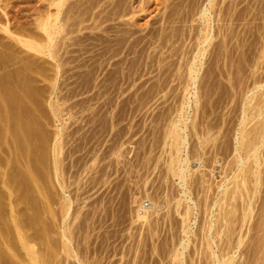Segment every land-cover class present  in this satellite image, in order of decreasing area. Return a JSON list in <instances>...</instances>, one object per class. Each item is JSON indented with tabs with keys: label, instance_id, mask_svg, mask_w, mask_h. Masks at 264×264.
I'll return each instance as SVG.
<instances>
[{
	"label": "rangeland",
	"instance_id": "1",
	"mask_svg": "<svg viewBox=\"0 0 264 264\" xmlns=\"http://www.w3.org/2000/svg\"><path fill=\"white\" fill-rule=\"evenodd\" d=\"M79 1L82 7L78 6ZM79 1L69 0L68 4L72 3V6L78 4L68 9L72 10L71 13L67 12L68 4L64 6L65 14L63 12L60 17L62 33L58 35L53 48L56 58L24 47L15 37L11 39L13 36L4 29L7 26L16 37L22 31L24 38L32 36L36 41L43 39V33L35 21L40 15L50 13L51 9L54 13L55 7L49 6L47 0L0 1V27L3 26L5 30H0V264H30L35 257L46 264H175L173 260L177 254L183 256L185 264H194L196 260L195 264H205L216 254L228 261L235 257L234 261L238 264L243 261L242 264H264V233H261L264 231V225L261 226L264 224V179L261 180L262 176L264 178V158L258 161L257 167V161L254 163L255 159L249 157L252 153L249 159L244 156L246 162L241 167H245V170L251 167L247 174L249 170L252 173L254 168H259L262 174H257L260 178L256 176L259 180L255 181L256 174L253 172V176L249 173L251 179L247 175L246 181L250 183L245 181V188L241 184L244 181L243 172H237L241 168L237 170L238 166H233L238 163L236 158L239 156H236L234 147L239 142V136H244L242 131L245 132L246 128L251 131L257 124L255 120L264 119L263 115H259L264 111V103L261 105L263 97L260 96L264 92V0H125L117 7H114L112 0H90L89 5L87 0H83L87 5ZM207 33L211 41L204 43ZM226 43L230 48L225 46ZM202 47H207V50L194 64L197 50ZM192 63L198 67H195L198 70L195 72V82L191 81L187 69ZM245 107L249 108L250 113L256 107L258 110L255 112L259 111L254 115H249L247 111L249 116L246 122L249 121V125L242 123ZM258 115L261 117L250 119ZM172 123H178L180 133H183L180 137L184 138V145L175 139L176 146L177 141L183 145L178 143V148L172 144L174 137L167 136L173 128ZM14 128L16 137L12 132ZM18 129H23L20 133H25L26 137H20ZM251 136L249 138L252 140ZM244 137V142L248 141ZM24 138L29 142L26 143ZM19 139L21 144L26 143L24 147L32 156L24 150V144L19 145ZM18 145L30 157L23 156L22 149L18 155L15 152ZM263 147L264 144H261V148L259 146V157L264 155ZM175 156L176 160L179 156L189 158V173L192 174L191 178L188 174L190 179L185 184L173 173L174 170H169ZM27 158L35 159L31 160L33 164ZM225 164L228 168H225ZM31 165L33 169L25 172ZM31 170L40 173V176L35 173L38 178H34V173L30 175ZM232 170L237 172V176L233 175ZM223 171L228 173V177ZM234 177H241L237 178L241 180V185H238L243 188L236 187L235 181L238 183V180ZM12 184L16 185V191ZM221 185L230 187L227 194ZM237 192L243 196L240 193L237 195ZM256 192V196L260 197H255ZM228 194H236L234 197L241 199H229ZM224 199H229V202ZM225 207L229 208L227 210L231 215ZM224 219L231 223L227 224ZM254 225L260 229V233ZM185 227L190 231L187 230V234L184 233ZM214 227L224 232H214ZM229 228L235 230V234L229 232L232 236L228 233ZM215 233L218 235H213ZM240 236L246 240L243 246L237 247L238 243L234 242H238ZM217 238L224 242L229 240L232 247L226 246L229 242L225 245ZM251 240L261 249L253 246ZM184 241H188V249L182 247ZM220 252H224L223 255ZM256 257L259 261L255 262ZM233 258L228 264H237Z\"/></svg>",
	"mask_w": 264,
	"mask_h": 264
},
{
	"label": "bare ground",
	"instance_id": "2",
	"mask_svg": "<svg viewBox=\"0 0 264 264\" xmlns=\"http://www.w3.org/2000/svg\"><path fill=\"white\" fill-rule=\"evenodd\" d=\"M0 1H1V0H0ZM76 1H79V0H75V2H76ZM82 1H83V0H82ZM88 1H90V0H87V4L89 3ZM91 1H92V0H91ZM91 1H90V2H91ZM94 1H95V0H94ZM94 1H93V2H94ZM108 1H109V0H108ZM68 2H69V0H47V3H50V4H51V5L49 4V6H54L56 11L54 10L55 12L52 13V9H51V12H50V13H48V14H46V15H43V14H42L43 17H42L41 15H40L39 18L36 17V18H37V21H35V22H36L35 25H36L37 28H38L40 31H42V33H43L42 35L40 34L41 37H43V39H42V38L39 39V40L42 39L41 41H39L38 39H37L38 41H36L32 36H28V37H30V38H24L23 36H21V35H22V31H21V35H18V36L16 37L14 32H11V30H10L9 28H6L7 26L4 27V29H6V31L2 28L3 26L0 27V30L3 29L2 31H5V32L10 33L11 36H13L12 38H11V37H10V38L13 39V40L16 38L15 40H16L17 42L23 44L24 47L26 46L27 48H29V49H31V50H34V51H37V52H39V53H41V54H42V53H45V54L47 53V54H49V57L52 56L53 58H56V55H55V53H54V51H53V48L56 46V43H55V42H56V39H58V38H57L58 35H60V34L62 33V24H61V23H62V20H61L60 17H61V14H62V13L64 12V10H65V9H64V8L66 7L65 4H66V3L68 4ZM71 2H72V1H71ZM85 2H86V0H85ZM96 2L100 3L99 1H96ZM112 2H113L112 4H114V7H117L118 5L120 6L122 3H124L125 0H112ZM77 3H78V2H77ZM80 3H81V2L79 1V5H78V4H77V5L82 7V5H81ZM83 3H84V1H83ZM83 3H82V4H83ZM94 3H95V2H94ZM98 3H96V4H98ZM110 3H111V1H110ZM75 4H76V3H75ZM84 4H86V3H84ZM84 4H83V5H84ZM87 4H86V5H87ZM91 4H92V3H91ZM91 4H90V5H91ZM69 5H71V6L69 7ZM77 5H74V6H77ZM88 5H89V4H88ZM92 5H93V4H92ZM64 6H65V7H64ZM67 6L69 7V8L66 7L67 10H68V9L70 10V8L74 7V6H72V3H71V4H68ZM86 7H87V6H86ZM49 8H50V7H49ZM74 8H75V7H74ZM53 9H54V8H53ZM63 9H64V10H63ZM78 9H80V8H78ZM78 9H77V10H78ZM90 9H92V8L90 7ZM69 10H68L67 12H68V13H69V12L71 13L72 10H71V11H69ZM74 10H75V9H74ZM113 10L115 11V9H112V11H113ZM117 10H118V9H117ZM117 10H116V12H117ZM65 11H66V10H65ZM40 12H41V11H40ZM83 12H84V11H83ZM205 12H206V11H205ZM41 13H42V12H41ZM78 13H79V12H78ZM201 13H202V12H201ZM64 14H65V12H64ZM73 15H74V14H73ZM204 15H205V14H204ZM68 16H69V15H68ZM63 17H64V15H63ZM66 17H67V16H66ZM66 17H65V18H66ZM202 17H203V15H202ZM207 17H208V16H207ZM69 18H70V17H69ZM69 18L67 17V19H69ZM205 18H206V17H205ZM67 19H66V20H67ZM207 19H208V18H207ZM69 20H70V19H69ZM207 21H208V20H207ZM210 21H211V20H210ZM66 23H67V22H66ZM69 23H70V22H69ZM205 23H206V22H205ZM9 24H10V23H9ZM60 24H61V25H60ZM64 24H65V23H64ZM64 24H63V25H64ZM3 25H4V24H3ZM36 26H35V28H36ZM20 27H21V26H20ZM64 27H65V26H64ZM209 27H210V25H209ZM8 29L10 30V32L8 31ZM17 29H19V28H17ZM17 31H18V30H17ZM207 31H208V29H207ZM23 32H24V31H23ZM37 32H38V31H37ZM8 33H6V34H8ZM13 33H14V35H13ZM38 34H39V32H38ZM223 34H224V33H223ZM227 34H228V33H227ZM16 35H17V34H16ZM36 35H37V33H36ZM205 35H206L207 37L203 36V37H205V39L203 38V39H204L203 42H204V43H205V42L207 43V40H209V39H208V38H209V37H208L209 35H208V33L205 34ZM224 35H226V34H224ZM228 36H229V35H228ZM228 36H227V38L229 39ZM14 37H15V38H14ZM34 37H35V36H34ZM225 37H226V36H225ZM35 38H36V37H35ZM223 38H224V37H223ZM227 38H226V39H227ZM210 39H211V38H210ZM201 40H202V39H201ZM0 41H1V40H0ZM10 41H11V40H10ZM16 41H15V42H16ZM198 41H199V40H198ZM209 41H211V40H209ZM226 41H227V40H226ZM222 42H223V40H222ZM11 43H12V42H11ZM204 43H203V44H204ZM201 44H202V43H201ZM203 44H202V45H203ZM211 44H212V43H211ZM222 44H223V43H222ZM222 44H221V45H222ZM16 45H18V43H17ZM206 45H207V44H206ZM219 45H220V44H219ZM229 45H230V44H229ZM214 46H216V45L214 44ZM225 46H227V43H226ZM219 47H220V46H219ZM219 47H217V48H219ZM227 47H228V46H227ZM213 48H214V47H213ZM220 48H221V47H220ZM223 48H224V46H223ZM228 48H230V47H228ZM54 49H55V48H54ZM202 49H203V47H202ZM202 49H198L199 51L197 50V54L195 53V54H196V57H195V60H194V64H195L196 59H197V58L199 59V57H200L201 55L204 54V52L207 50V47L204 48L203 50H202ZM214 50L216 51V49H214ZM228 50H230V49H228ZM232 50H233V49H232ZM203 51H204V52H203ZM218 51H219V50H218ZM222 51H224V50H222ZM207 52H208V51H207ZM220 52H221V51H220ZM232 52H233V51H232ZM263 52H264V50H263ZM215 53H216V52H215ZM215 53H214V54H215ZM224 53H225V52H224ZM229 53H230V52H229ZM192 54H193V53H192ZM192 54H191V55H192ZM209 54H210V52H209ZM209 54H208V56H209ZM214 54H213V55H214ZM213 55H212V58L214 59ZM217 55H218V54H217ZM220 55H221V54H220ZM262 55H263V54H262ZM193 56H194V55H193ZM203 56H204V55H203ZM222 56H223V55H222ZM210 57H211V56H210ZM231 57H232V56H231ZM259 57H260V56H259ZM263 57H264V56H263ZM263 57H262V58H263ZM190 58H191V57H190ZM212 58H211V59H212ZM218 58H219V56H218ZM227 58H228V57H227ZM247 58H249V57H247ZM198 59H197V61H198ZM213 59H212V60H213ZM228 59H229V58H228ZM260 59H261V58H260ZM190 60H191V59H190ZM208 60H209V59H208ZM230 60H232V59H230ZM247 60H248V59H247ZM227 61H228V60H226V62H227ZM253 61H254V60H253ZM206 62H207V61H206ZM210 62H211V61H210ZM243 62H244V60H243ZM261 62H262V61L260 60V63H261ZM28 63H29V62H28ZM180 63L182 64V62H180ZM198 63H199V62H198ZM229 63H230V62H229ZM253 63H254V62H253ZM253 63H252V64H253ZM257 63L259 64L258 61H257ZM29 64H30V63H29ZM188 64H189V63H188ZM194 64L192 63V64L188 65V66H190V67H188V68L186 67L187 69H189V70H188V71H189V76H190L192 82H193V81L195 82V78L197 77V76L195 77V72L198 71V70L195 68V67H197V66H195ZM196 64H197V63H196ZM209 64H210V63H209ZM213 64H214V63H213ZM227 64H228V63H227ZM227 64H226V65H227ZM238 64H239V63H238ZM241 64H242V63H241ZM241 64H240V65H241ZM250 64H251V63H250ZM258 64H257V65H258ZM31 65H32V64H31ZM228 65H229V64H228ZM228 65H227V66H228ZM231 65H232V64H231ZM242 65H243V64H242ZM23 66H24V65H23ZM180 66H181V65H180ZM21 67H22V66H21ZM24 67L26 68V65H25ZM27 67H28V66H27ZM29 67H31V66L29 65ZM58 67H59V65H58ZM223 67H224V66H223ZM231 67H232V66H231ZM237 67H239V66H237ZM237 67H235V68H237ZM242 67H243V66H242ZM261 67H263V66H261ZM180 68H181V67H180ZM197 68H198V67H197ZM226 68H227V67H226ZM233 68H234V67H233ZM233 68H232V70H233ZM245 68H246V67H245ZM245 68H244V69H245ZM259 68H260V67H259ZM222 69H223V68H222ZM230 69H231V68H230ZM179 70H180V69H179ZM210 70H211V69H210ZM220 70H221V69H220ZM226 70H227V69H226ZM226 70H225V71H226ZM235 70H236V69H235ZM240 70H242V69H240ZM252 70H253V69H252ZM256 70H257V69H255V71H256ZM263 70H264V69H263ZM211 71H213V70H211ZM223 71H224V70H223ZM223 71H222V73H223ZM243 71H245V70H243ZM208 72H209V71H208ZM231 72L233 73L234 71H231ZM240 72H241V71H240ZM253 72H254V71H253ZM209 73H210V72H209ZM222 73H221V74H222ZM244 73H245V72H244ZM263 73H264V71H263ZM197 74H198V73H197ZM206 74H207V73H205V75H206ZM210 74H212V73H210ZM225 74H226V73H225ZM246 74H247V73H246ZM251 74H252V73H251ZM259 74H260V73H259ZM212 75H214V74H212ZM230 75H231V74H230ZM239 75H240V74H239ZM189 76L187 75L188 79H189ZM215 76H216V75H215ZM228 76H229V74H228ZM231 76H233V75H231ZM234 76H235V75H234ZM237 76H238V75H237ZM257 76H258V75H257ZM261 76H262V75H261ZM178 77H179V74H178ZM202 77H203V76H202ZM208 77H209V76H208ZM210 77H211V76H210ZM244 77H245V76H244ZM244 77H242V78H244ZM247 77H248V76H247ZM57 78H58V77H57ZM181 78H183V77H181ZM214 78H215V77H214ZM228 78H229V77H228ZM231 78H232V77H231ZM179 79H180V78H179ZM210 79H211V78H209V80H210ZM235 79H236V78H235ZM237 79H238V78H237ZM237 79L235 80L236 82L238 81ZM244 79H245V78H244ZM246 79H247V78H246ZM263 79H264V78H263ZM200 80H201V79H200ZM207 80H208V79H207ZM226 80H227V79H226ZM239 80H240V78H239ZM183 81H184V80H183ZM183 81H182V82H183ZM203 81H204V80H203ZM210 81H211V80H210ZM210 81H209V82H210ZM212 81H213V80H212ZM214 81H215V80H214ZM231 81H232V80H231ZM246 81H247V80H246ZM246 81H245V82H246ZM257 81H258V80H257ZM229 82H230V81H229ZM236 82H235V83H236ZM238 82H239V81H238ZM242 82H243V79H242ZM186 83H187V82H186ZM190 83H191V82H190ZM190 83H189V84H190ZM230 83H231V82H230ZM263 83H264V82H263ZM263 83H261V84L263 85ZM189 84H187V85H189ZM191 84H192V83H191ZM193 84H194V83H193ZM200 84H201V81H200ZM209 84H210V83H209ZM239 84H240V83H239ZM261 84H260V86H261ZM205 85H206V83H205ZM207 85H208V84H207ZM231 85H232V84H231ZM236 85H237V84H236ZM242 85H243V83H242ZM51 86L53 87L54 85H51ZM192 86H193V85H192ZM210 86H211V85H210ZM213 86H214V85H213ZM234 86H235V85H234ZM244 86H245V84H244ZM257 86H258V83H257ZM185 87H186V86H185ZM239 87H241V86H239ZM246 87H247V86H246ZM261 87H262V86H261ZM186 88H187V87H186ZM204 88H205V87H204ZM223 88H224V87H223ZM254 88H255V87H254ZM258 88H259V87H258ZM52 89H53V88H52ZM206 89H207V86H206ZM209 89H211V88H209ZM212 89H213V88H212ZM241 89H242V88H241ZM241 89H240V90H241ZM197 90H199V89H197ZM200 90H201V89H200ZM238 90H239V88H238ZM243 90H244V89H243ZM187 91H188V90H187ZM190 91H191V90H190ZM201 91H202V90H201ZM229 91H230V90H229ZM231 91H232V90H231ZM241 91H242V90H241ZM188 92H189V91H188ZM195 92H196V91H195ZM197 92L199 93V91H197ZM204 92H205V91H204ZM209 92H210V91H209ZM212 92H213V90H212ZM212 92H211V93H212ZM260 92H261V91H260ZM186 93H187V92H186ZM189 93H190V92H189ZM244 93H245V92H244ZM209 94H210V93H209ZM213 94H214V93H213ZM219 94H220V93H219ZM232 94H233V93H232ZM232 94H231V97H232ZM258 94H259V93H258ZM261 94H263V95H260V96L263 97V98H262L263 102H262V100H261V102H262L261 105H263V103H264V92H262ZM196 95H197V94H196ZM200 95H201V94H200ZM243 96H244V95H243ZM258 96H259V95H258ZM197 97H198V96H197ZM199 97H200V96H199ZM201 98H203V97H201ZM209 98H210V97H209ZM240 98H241V97H240ZM247 98H248V97H247ZM247 98H246V99H247ZM257 98H258V97H257ZM222 99H223V98H222ZM241 99H243V97H242ZM196 100H197V102L199 101V99H196ZM230 100H231V99H230ZM235 100H236V99H235ZM238 100H239V99H238ZM247 100H248V99H247ZM247 100H246V101H247ZM252 100H253V99H252ZM244 101H245V100H244ZM249 101H251V100H249ZM249 101H248V103H249ZM256 101H257V99H256ZM186 102H187V101H186ZM197 102H196V105H197ZM199 102H200V101H199ZM203 102L205 103V101H203ZM219 102H220V101H219ZM221 102H222V100H221ZM233 102H234V100H233ZM261 102H258V104H260ZM201 103H202V100H201ZM201 103H200V104H201ZM216 103H217V102H216ZM238 103H239V102H238ZM200 104H199L198 106H200ZM227 104H228V103H227ZM244 104H245V106H246V103H244ZM232 105H233V104H232ZM241 105H242V104H241ZM256 105H257V104H256ZM198 106H196V107H198ZM201 106H202V105H201ZM205 106H206V105H205ZM217 106H218V105H217ZM237 106H239V105H237ZM254 106H255V105H254ZM196 107H195V109H197ZM215 107H216V106H215ZM251 107L253 108V106H251ZM260 107H261V106H258V108H260ZM241 108H242V107H241ZM241 108H240V109H241ZM245 108H246V107H245ZM247 108H248V107H247ZM247 108H246V110H243V112H244V117H243L242 123H245V122L247 121V119H248V116H249V115H254V112H255L256 110H258V108L256 107V109H253V110H255V111H254L253 113L251 112V113H252V114H251V113L247 110ZM202 109H204V108H202ZM229 109H230V107H229ZM248 109H249V108H248ZM260 109L263 110V108H260ZM260 109H259V110H260ZM198 110H199V109H198ZM235 110H236V109H235ZM253 110H252V111H253ZM182 111H183V110H182ZM196 111H197V110H196ZM196 111H195V112H196ZM203 111H204V110H203ZM247 111L249 112V115H247ZM250 111H251V109H250ZM12 112H13V111H12ZM12 112H11V113H12ZM208 112H210V111H208ZM257 112L259 113V111H257ZM237 113H239V112H237ZM255 113H256V112H255ZM258 113H256V114H258ZM181 114H182V112H181ZM207 114H208V113H207ZM256 114H255V115H256ZM184 115H185V113H184ZM199 115H200V114H199ZM204 115H205V114H204ZM234 115H235V114H234ZM237 115H238V114H237ZM259 115H263V117H264V111L260 112ZM259 115H258V116H254V117L252 116L253 118L250 117V119H251V120H253V119H257V117H261V116H259ZM12 116H13V115H12ZM21 116H22V115H21ZM9 117H10V116H9ZM15 117H16V116H15ZM201 117H202V116H201ZM201 117H200V118H201ZM231 117H232V116H231ZM233 117H234V116H233ZM204 118H205V117H204ZM209 118H210V117H209ZM227 118H228V117H227ZM235 118H236V116H235ZM237 118H238V117H237ZM237 118H236V119H237ZM206 119H207V118H206ZM206 119H205V120H206ZM213 119H214V118H213ZM213 119H212V120H213ZM13 120H14V119H13ZM16 120H18V119L16 118ZM185 120H186V119H185ZM205 120H204V121H205ZM207 120H208V119H207ZM212 120H211V121H212ZM228 120H230V118H229ZM251 120H250V121H251ZM18 121H20V120H18ZM21 121H22V120H21ZM200 121H201V120H200ZM211 121H210V122H211ZM213 121H214V120H213ZM213 121H212V122H213ZM236 121H237V120H236ZM236 121L234 120V122H236ZM259 121H260L259 118H258V121L255 120V122H257V124H256V126H255L253 129H251V131H248L247 128H246V131H247V132H246V131L244 132V130H243L244 127H243V129H241V130H243V131H242V134H243L244 136H246V138H248V141L244 142L245 140L242 139L244 136H242L241 133H240L241 137H240L239 135L235 136V137H238V136H239V138H238V139H239V142L235 145V147H234V145H233V147H234V151L236 152V156H239V157H237V158H236V157H233V158H236L237 161H238L237 165H234V164H233V166H236V167L238 166V167L236 168L237 170L239 169V167L241 168V169H239L237 172H239V171H240V173L243 172V173H241V174H243L242 179H244V181H243V180L241 181V180H240L241 177H234V178H236V179H237V178H240L239 180L237 179V180H238V183H236V181H235V184H237L236 187L238 186V188H239V186H240L241 184H242V186L245 188V185H246V184H244V183H245V181L248 179V177H249V175H250L249 173H251V171H252V170H249V173L247 174L248 169H249L250 166L248 167V169L246 168V170H245V167H243V168L241 167V166L245 165V162H246V159H245L244 156H246L248 159H249V157H251V158L253 157V159H255L254 163L257 161V162H256V164H257L256 166H257V167L259 166V162H258V161L261 160V158H264V157H263L264 155H263L262 157H261V156L259 157L260 154H258L259 146H260V148H261V144H262V145L264 144V119L262 120V117H261V121H260V122H259ZM220 122H221V121H220ZM224 122H225V121H224ZM227 122H228V121H227ZM252 122H253V121H252ZM16 123H17V122H16ZM16 123H15V124H16ZM178 123H179V122H178ZM178 123H174V124L172 123V124H173V126H172L173 128H172V129L169 128V129H170V134L167 135L169 138H170V137H174V139H172V140H174V142L172 141V142H173V143H172L173 146H176V144H175V139H177V140L183 142L182 144L184 145V138H181V137H180L183 133H182V134L180 133L181 130H180L179 128H181V127H180V125H179L180 123H179V124H178ZM201 123H202V122H201ZM242 123H241V124H242ZM246 123L248 124L249 121L246 122ZM13 124H14V123H13ZM18 124H19V123H18ZM206 124H207V123H206ZM228 124H229V123H228ZM247 124H246V125H247ZM254 124H255V123H254ZM23 125H24V124H23ZM181 125H182V124H181ZM194 125H195V123H194ZM197 125H200V124H197ZM226 125H227V124H226ZM234 125H235V124H234ZM248 125H249V124H248ZM6 126H7V125H6ZM16 126H17V125H16ZM185 126L187 127L186 124H185ZM192 126H193V125H192ZM195 126H196V125H195ZM205 126H207V125H205ZM227 126H228V125H227ZM236 126H237V125H236ZM238 126H239V125H238ZM238 126H237V127H238ZM244 126H245V124H244ZM196 127H197V126H196ZM212 127H213V123H212ZM229 127H230V126H229ZM246 127H247V126H246ZM10 128H11V127H10ZM20 128H21V127H20ZM22 128H23V127H22ZM198 128H199V127H198ZM226 128H227V127H226ZM24 129H25V127H24ZM187 129H188V128H187ZM203 129H204V127H203ZM203 129H202V130H203ZM205 129H206V128H205ZM205 129H204V132H206ZM209 129H211V128H209ZM18 130H19V131H18ZM18 130H16V133H17V131H18V133L21 134L20 137L25 136V133H24V132H23L24 135H22V133H20V131L23 130V129H18ZM199 130H200V129H199ZM199 130H198V131H199ZM210 131H212V129H211ZM210 131H208V133H209ZM224 131H225V130H223V132H224ZM229 131H230V130H229ZM229 131H228V132H229ZM232 131H233V130H232ZM12 132H14L13 134H14V136H15V128H14V131H12ZM21 132H22V131H21ZM181 132H182V131H181ZM202 132H203V131H202ZM18 133H17V134H18ZM27 133H28V132H27ZM224 133H225V132H224ZM231 133H232V132H231ZM244 133H246V134H244ZM17 134H16V135H17ZM28 134H29V133H28ZM180 134H181V135H180ZM205 134H206V133H205ZM213 134H214V133H213ZM229 134H230V133H229ZM10 135H11V134H10ZM195 135H197V134H195ZM207 135H208V134H207ZM210 135H211V134H210ZM235 135H236V134H235ZM249 135H250V136L252 135V136H251V137H252V140L249 138ZM201 136H202V135H201ZM211 136H212V135H211ZM211 136H210V137H211ZM228 136H229V135H228ZM233 136H234V135H233ZM15 137H16V136H15ZM18 137H19V136H18ZM18 137H17V138H18ZM20 137H19V138H20ZM25 137H26V136H25ZM31 137H32V136H31ZM206 137H207V136H205L204 139H205ZM230 137H231V136H230ZM230 137H229V139H230ZM13 138H14V137H13ZM17 138H16V139H17ZM22 138H23V137H22ZM29 138H30V137H29ZM215 138H216V137H215ZM219 138H220V137H219ZM225 138H226V137H225ZM244 138H245V137H244ZM16 139H15V140H16ZM20 139H21V138H20ZM20 139H19V141H20ZM24 139L26 140V138H24ZM181 139H182L183 141H182ZM198 139H199V138H198ZM202 139H203V138H202ZM249 139H250L251 141H250ZM13 140H14V139H13ZM22 140H23V139H22ZM177 140H176V141H177ZM205 140H207V139H205ZM212 140H213V139H212ZM217 140H218V138H217ZM225 140H226V139H225ZM230 140H231V139H230ZM235 140H236V139H235ZM246 140H247V139H246ZM179 141L176 142V143H177V146L180 144ZM186 141H187V140H185V142H186ZM227 141H228V140H227ZM227 141H226V143H227ZM13 142H14V141H13ZM15 142H16V141H15ZM22 142H24V140H23ZM28 142H29V141L26 140V143H28ZM170 142H171V141H170ZM205 142H206V141H205ZM215 142H216V140H215ZM220 142H221V141H220ZM228 142H230V141H228ZM248 142H249V143H248ZM26 143H23V144H24V145H23V144H21V141H20L19 145H20V146L23 145V147H24ZM178 143H179V144H178ZM15 144H17V143H15ZM29 144H30V143H29ZM172 144H171V145H172ZM174 144H175V145H174ZM182 144H180V145L183 146ZM208 144H209V143H208ZM212 144H214V143H212ZM212 144H211V145H212ZM19 145L17 146V150L19 151V153H18L17 150H16L15 152H17V154L20 155V152L22 151V153L24 154L25 151L23 152V149H22L23 147H21V149H22V150H21ZM202 145H205V143L202 144ZM225 145H227V144H225ZM229 145H230V144H229ZM8 146H9V145H8ZM11 146H12V145H11ZM11 146H10V147H11ZM15 146H16V145H15ZM173 146H172V147H173ZM177 146H176V147H177ZM185 146H186V145H185ZM198 146H200V145H198ZM29 147H31V146H29ZM172 147H171V148H172ZM179 147H180V146H179ZM216 147H217V146H216ZM11 148H13V147H11ZM18 148H19V149H18ZM26 148H27V146H26ZM32 148H33V146H32ZM32 148H31V149H32ZM177 148H178V147H177ZM177 148H176V149H177ZM180 148H181V147H180ZM180 148H179V149H180ZM201 148H203V147H201ZM211 148H213V146L210 147V149H211ZM221 148H222V147H221ZM229 148H230V147H229ZM231 148H232V147H231ZM263 148H264V147H263ZM173 149H174V148H173ZM183 149H184V147H183ZM198 149H200V148H198ZM206 149H207V148H206ZM217 149H218V148H217ZM219 149H220V147H219ZM20 150H21V151H20ZM24 150H26L25 147H24ZM29 150H30V149H29ZM177 150H178V149H177ZM177 150L175 151V153L177 152ZM189 150H190V149H189ZM202 150H204V149H202ZM224 150H225V149H224ZM224 150H223V151H224ZM227 150L230 151V149H227ZM227 150H226V151H227ZM7 151H8V150H7ZM10 151H11V150H10ZM37 151H38V150H37ZM172 151H173V150H172ZM192 151H194V150H192ZM192 151H191V152H192ZM211 151H212V150H211ZM220 151H221V150H220ZM234 151H233V152H234ZM260 151H261V150H260ZM12 152H14V151H12ZM26 152H27V150H26ZM29 152H30V151H29ZM29 152H27V153H29ZM34 152H35V151H34ZM34 152H33V153H34ZM170 152H171V151H170ZM180 152H181V151H180ZM233 152H232V155H233ZM6 153H7V152H6ZM22 153H21V154H22ZM27 153H26V155L24 154L23 156H25V157L28 156V155H31V156H32V154L29 153V154L27 155ZM31 153H32V152H31ZM171 153H173V152H171ZM178 153H179V152H177V154H178ZM195 153H196V152H195ZM200 153H201V152H200ZM208 153H209V152H208ZM210 153H211V152H210ZM215 153H217V152L215 151ZM219 153H220V152H219ZM222 153H223V152H222ZM227 153H230V152H227ZM251 153H252V154H251ZM260 153H261V152H260ZM12 154H13V153H12ZM12 154H11V156H12ZM34 154H35V153H34ZM181 154H182V153H180V155H181ZM190 154H191V153H190ZM192 154H193V153H192ZM198 154H199V153H198ZM203 154H204V153H203ZM250 154H251V156H249ZM15 155H16V154H15ZM173 155H174V154H173ZM175 155H176V154H175ZM186 155H187V154H186ZM199 155H200V154H199ZM201 155H202V154H201ZM201 155H200V156H201ZM211 155H212V154H211ZM215 155H216V154H215ZM218 155H219V154H218ZM225 155H226V154H225ZM227 155H228V154H227ZM229 155H230V154H229ZM252 155H253V156H252ZM5 156H6V155H5ZM195 156H196V155H195ZM200 156H199V157H195V158H200ZM207 156H208V155H207ZM248 156H249V157H248ZM28 157H30V156H28ZM34 157H36V156H34ZM176 157H177V156H175V160H176ZM189 157H192V155H191V156L189 155ZM213 157H214V156H213ZM222 157H223V156H222ZM230 157H231V156H230ZM230 157H229V158H230ZM9 158H10V157H9ZM23 158H24V157H23ZM178 158H179V159H178ZM178 158H177L178 160H176V163H177L176 166H175V160H172V162H171V166H170L171 168L169 167V168H170L169 170H170V171H171V170H174L173 173H174L175 175L179 176L178 178H180L181 182L183 181L182 183L185 184L186 182H188V178H189V177L191 176V174H192L191 171H190L191 173H189V168H190V167H188V166H189V165H188L189 161H187V159L189 160V158H187V159L184 158V159H183V157L180 158V156H179ZM201 158H202V157H201ZM205 158H206V157H205ZM231 158H232V157H231ZM251 158H250V159H251ZM259 158H260V159H259ZM21 159H22V157H21ZM27 159H28V158H27ZM27 159H25V160H27ZM29 159H30V161H29ZM29 159H28L27 161L31 162L32 158H29ZM39 159H40V158H39ZM170 159H172V157H171ZM173 159H174V156H173ZM206 159H208V158H206ZM224 159H225V158H224ZM236 159H235V160H236ZM248 159H247V160H248ZM7 160H8V159H7ZM18 160H19V159H18ZM23 160H24V159H23ZM33 160H35V159H33ZM33 160H32V161H33ZM204 160H205V159H204ZM208 160H209V159H208ZM211 160H212V159H211ZM221 160H222V159H221ZM8 161L10 162V160H8ZM38 161H39V160H38ZM169 161H171V160H169ZM198 161H199V160H198ZM228 161H229V159H228ZM233 161H234V160H233ZM250 161H251V160H250ZM6 162H7V161H6ZM16 162L18 163V161H16ZM29 162H28V163H29ZM206 162H207V161H206ZM217 162H218V161H217ZM252 162H253V161H252ZM4 163H5V162H4ZM13 163H15V162H13ZM25 163H26V162H25ZM31 163H32V162H31ZM37 163H38V162H37ZM208 163H209V162H208ZM211 163H212V162H211ZM213 163H214V162H213ZM218 163H219V162H218ZM232 163H234V162H232ZM243 163H244V164H243ZM23 164H24V163H23ZM29 164H30V163H29ZM32 164H33V163H32ZM202 164H203V163H202ZM202 164H201V165H202ZM204 164H205V163H204ZM214 164H215V163H214ZM219 164H220V163H219ZM226 164H227V163H226ZM226 164H225V165H226ZM242 164H243V165H242ZM249 164H250V163H249ZM252 164H253V163H252ZM260 164H261V163H260ZM14 165H15V164H14ZM21 165H22V164H21ZM25 165H26V164H25ZM38 165H39V164H38ZM169 165H170V163H169ZM205 165H206V164H205ZM210 165H211V164H210ZM210 165H209V166H210ZM225 165H224V166H225ZM227 165H228V164H227ZM227 165H226L225 168H228ZM247 165H248V164H247ZM1 166H2V164H1ZM1 166H0V167H1ZM35 166H36V165H35ZM207 166H208V165H207ZM251 166H252V165H251ZM262 166L264 167V165H262ZM12 167H13V166H12ZM23 167H24V166H23ZM32 167H34V166L31 165L30 168L28 167L29 170L27 169V170H25V172H26V171H27V172L30 171V169H31ZM204 167H205V166H204ZM204 167H203V168H204ZM246 167H247V166H246ZM4 168H5V167H4ZM4 168L2 167V169H4ZM26 168H27V166H26ZM26 168H25V169H26ZM39 168H40V167H39ZM217 168H218V167H217ZM233 168H234V167H232L231 169H233ZM250 168H251V167H250ZM6 169H7V168H6ZM11 169H12V168H11ZM17 169H19V168H17ZM20 169H22V168H20ZM32 169H33V168H32ZM209 169H210V168H209ZM212 169H213V168H212ZM223 169H224V168H223ZM254 169H255V168H254ZM254 169H253V172H254L256 175L254 176V174H252L253 172L251 173V175H253V176L255 177L254 180L256 181V180H259L258 178H260V177H258V175L261 174V173H259V171H258L259 168H258V170H257V168H256V170H254ZM260 169H261V168H260ZM9 170H10V169H9ZM9 170H8V171H9ZM14 170H15V169H14ZM35 170H36V169H35ZM227 170H228V169H226V171H227ZM241 170H242V171H241ZM5 171H6V170H5ZM31 171H32V170H31ZM33 171H34V170H33ZM33 171H32V173L30 172V175H32V174L34 173V175H32V176H33L34 178H35V176H36V178H38L37 175H36L35 173H37L38 176H40V173H38V172H36V171L33 172ZM205 171H206V170H205ZM207 171H208V170H207ZM213 171H214V170H213ZM213 171H211V172H213ZM220 171H221V170H220ZM220 171H219V173H220ZM228 171H229V170H228ZM23 172H24V170H23ZM23 172H20V173L23 175ZM25 172H24V174H26ZM223 172L225 173V171H223ZM231 172H234V171L232 170ZM237 172H234L233 175H234V176H235V175L237 176V174H235V173H237ZM261 172H262V171H261ZM3 173H4V172H2V174H3ZM9 173H10V172H9ZM28 173H29V172H28ZM28 173H27V174H28ZM4 174H5V173H4ZM6 174H7V173H6ZM10 174H11V173H10ZM43 174H44V173H43ZM188 174H189V177H188ZM209 174H210V173H209ZM212 174H213V173H211V175H212ZM220 174H221V173H220ZM238 174H239V173H238ZM257 174H258V175H257ZM263 174H264V173H263ZM211 175H209V176H211ZM213 175H214V174H213ZM225 175L227 176L228 173L226 172ZM229 175H230V174H229ZM231 175H232V174H231ZM244 175H245V176H244ZM247 175H248V177H247ZM7 176H8V175H7ZM10 176H11V175H10ZM18 176H19V175H18ZM28 176H29V175H28ZM32 176H31V178H32ZM41 176H43V175H41ZM204 176H206V175H204ZM222 176H224V175H222ZM226 176H225V177H226ZM238 176H240V175H238ZM253 176H252V177H253ZM256 176H257L258 178H256ZM261 176H262V174H261ZM0 177H1V176H0ZM8 177H9V176H8ZM19 177H20V176H19ZM174 177H175V176H174ZM192 177H193V176H192ZM220 177H221V176H220ZM227 177H228V176H227ZM230 177H231V176H230ZM254 177H253V178H254ZM4 178H5V177H4ZM22 178H24V177H22ZM26 178H28V177L26 176ZM31 178H30V179H31ZM34 178H32V180H33ZM190 178H191V177H190ZM190 178H189V179H190ZM203 178H204V177H203ZM206 178H207V177H206ZM221 178H222V177H221ZM249 178L251 179V176H250ZM15 179H16V177H15ZM18 179H19V178H18ZM39 179L41 180V177H40ZM192 179H193V178H192ZM223 179H224V177H223ZM223 179H222V181H223ZM226 179H227V178H226ZM262 179H264L263 176H262L261 180H262ZM8 180H12V179L9 178ZM13 180H14V179H13ZM32 180H31V181H32ZM205 180H206V179H205ZM207 180L210 181L208 178H207ZM207 180H206V181H207ZM220 180H221V179H220ZM228 180H231V178H229ZM261 180H260V181H261ZM0 181H1V180H0ZM19 181H20V180H19ZM34 181H35V179H34ZM37 181H38V180H37ZM37 181H36V183H37ZM191 181H194V182H195V180H191ZM202 181H203V180H202ZM240 181L243 182V183H241ZM247 181H248V180H247ZM247 181H246V182H247ZM255 181H254V182H255ZM12 182H13V181H11V183H12ZM21 182H22V180H21ZM24 182H25V181H24ZM219 182H220V181H219ZM219 182H217V183H219ZM233 182H234V181H233ZM239 182H240L241 184H240ZM254 182H253V183H254ZM8 183H10V182H8ZM11 183H10V184H11ZM15 183H16V181H15ZM15 183H14V184H15ZM32 183H33V182H32ZM191 183H192V182H191ZM198 183H199V182H198ZM198 183H197V184H198ZM200 183H201V182H200ZM200 183H199V184H200ZM203 183H204V182H203ZM247 183H250V182H247ZM258 183H259V181H258ZM258 183H256V184L258 185ZM261 183H262V181H261ZM34 184H35V183H34ZM221 184H222V183H221ZM231 184H232V183H231ZM231 184H230V185H231ZM233 184H234V183H233ZM238 184H240V185H238ZM243 184H244V185H243ZM251 184H252V183H251ZM251 184H250V187H251ZM259 184H260V183H259ZM5 185H6V183H5ZM12 185H13V184H12ZM39 185H40V184H38V186H39ZM201 185H202V184H201ZM207 185H208V184H207ZM228 185H229V184H228ZM228 185H227V182H226V186H228ZM3 186H4V185H3ZM7 186H8V185H7ZM7 186H6V187H7ZM15 186H16V185H15ZM15 186L13 185V189H14ZM38 186H37V187H38ZM40 186H41V185H40ZM183 186H185V185H183ZM189 186H191V184H190ZM203 186H205V185L203 184ZM210 186H211V185H210ZM221 186H223V185H221ZM232 186H233V185H232ZM234 186H235V185H234ZM242 186H240V187H242ZM252 186H253V185H252ZM254 186L257 187L256 185H254ZM258 186H259V185H258ZM262 186H264V185H262ZM262 186L260 185V190H261V187H262ZM8 187H9V186H8ZM198 187H199V185H198ZM216 187H217V186H216ZM223 187H224V186H223ZM236 187H235V189H236ZM243 187H242V188H243ZM246 187H247V186H246ZM250 187H248V188H250ZM9 188H10V187H9ZM40 188H41V187H40ZM187 188H188V186H187ZM201 188H202V187H201ZM229 188H230V187H228V188H227V187H226V188L224 187V190H223V189H221V190H223L224 193L226 192V194H227V191H228ZM242 188H241V189H242ZM253 188H254V187H253ZM263 188H264V187H263ZM35 189H36V187H35ZM204 189H205V188H204ZM210 189H213V187L210 188ZM210 189L208 188V190H210ZM216 189H217V188H216ZM232 189H233V188H232ZM239 189H240V188H239ZM250 189H251V188H250ZM255 189H256V188H255ZM200 190H201V189H200ZM208 190H207V191H208ZM236 190H237V189H236ZM251 190H252V189H251ZM257 190H259V189H257ZM257 190H255V191H257ZM14 191H16V190L14 189ZM186 191L188 192V190H186ZM230 191H231V190H230ZM234 191H235V190H234ZM245 191H246V190H245ZM245 191H244V192H245ZM248 191L250 192V190H248ZM248 191H246V192H248ZM9 192H10V191H9ZM203 192H205V191L203 190ZM235 192H236V191H235ZM235 192H233V193H235ZM240 192H241V191H240ZM240 192H237V195H238V193H240ZM242 192H243V191H242ZM1 193H2V192H1ZM3 193H4V192H3ZM13 193H14V192H13ZM13 193H11V194H13ZM220 193H221V192H220ZM228 193H229V192H228ZM230 193H232V192H230ZM250 193H251V192H250ZM250 193H249V195L251 196ZM4 194H6V193H4ZM16 194H17V193H16ZM16 194H15V195H16ZM185 194H186V192H185ZM188 194H189V193H188ZM218 194H219V193H218ZM240 194L242 195V193H240ZM243 194H244V193H243ZM245 194H246V193H245ZM245 194H244V195H245ZM247 194H248V193H247ZM252 194H253V193H252ZM261 194H262V193H259V195H261ZM6 195H7V194H6ZM220 195H221V194H220ZM228 195H230V194H228ZM228 195H227V196H228ZM235 195H236V194H232V196L230 195L228 198H229V199L231 198V199L234 200V198H235L234 196H235ZM256 195H257V192H256V194H255V197H256V198L260 197V196L257 197ZM0 196H1V195H0ZM3 196H5V195H3ZM8 196H9V195H8ZM10 196H12V195H10ZM242 196H243V195H242ZM246 196H247V195H246ZM263 196H264V195H263ZM207 197H208V196H207ZM221 197H222V196H221ZM224 197H225V195H224ZM224 197H223V198H224ZM232 197H233V198H232ZM7 198H8V197H7ZM225 198H226V197H225ZM236 198H238V197H236ZM236 198H235V199H236ZM251 198H252V197H251ZM2 199H3V198H2ZM13 199H14V198H12V200H13ZM178 199H179V198H178ZM205 199H206V198H205ZM229 199H224V200H227V201L229 202ZM238 199H239V198H238ZM240 199H241V198H240ZM240 199H239V200H240ZM243 199H244V198H243ZM245 199H246V198H245ZM261 199H262V197H261ZM0 200H1V199H0ZM3 200H4V199H3ZM247 200H249V199H247ZM253 200H254V199H253ZM253 200H252V201H253ZM257 200H259V199H257ZM263 200H264V198H263ZM179 201L181 202L180 199H179ZM220 201H221V199H220ZM261 201H262V200H261ZM2 202H3V201H2ZM4 202H5V200H4ZM12 202H13V201H12ZM221 202H222V201H221ZM223 202H225V204H226V201H223ZM228 202H227V203H228ZM233 202H234V201H233ZM233 202H232V203H233ZM249 202H251V200H250ZM254 202H255V204H257L256 199L254 200ZM254 202H253V203H254ZM177 203H178V205H180L179 202H177ZM177 203H176V205H177ZM181 203H182V202H181ZM206 203H207V202H206ZM230 203H231V202H230ZM239 203H240V202H239ZM243 203H244V202H242L241 204L243 205ZM245 203H247V202H245ZM253 203H252V206H253ZM262 203H263V201H262ZM216 204H217V203H216ZM241 204H240V205H241ZM258 204H259V203H258ZM263 204H264V203H263ZM214 205H215V204H214ZM229 205H230V204H229ZM240 205H239V206H240ZM245 205H246V204H245ZM245 205H244V206H245ZM247 205H248V207H249V204H247ZM260 205H261V204H260ZM227 206H228V205H227ZM230 206H231V205H230ZM244 206H243V207H244ZM250 206H251V205H250ZM257 206H258V205H257ZM178 207H179V206H178ZM189 207H190V206H189ZM222 207H223V206H222ZM234 207H235V206H234ZM234 207H233V209H234ZM237 207H238V206H237ZM227 208H228V207H227ZM227 208L225 207L226 210H227ZM253 208H255V205H254ZM260 208H261V207H260ZM260 208H259V210H260ZM178 209H180V208H177V210H178ZM186 209H188V208H186ZM222 209H223V208H222ZM228 209H229V208H228ZM233 209L231 208L232 211H233ZM244 209H245V208H244ZM177 210H176V211H177ZM184 210H185V209H184ZM188 210L190 211V209H188ZM188 210H186V211H187L188 215L190 216L191 211H190V213H189ZM234 210H235V209H234ZM239 210H241L240 207H239ZM250 210H251V209H250ZM261 210H262V208H261ZM223 211H224V210H223ZM241 211H242V210H241ZM241 211H240V212H241ZM245 211H246V210H245ZM248 211H249V210H248ZM255 211H257V210H255ZM255 211H254V212H255ZM179 212H182V211H179ZM179 212H178V213H179ZM224 212H225V211H224ZM227 212H228V210H227ZM242 212H244V210H243ZM263 212H264V211H263ZM182 213H183V212H182ZM187 213H186V214H187ZM230 213H231V212H228V214H230ZM232 213H233V212H232ZM236 213H237V212L234 213L235 216H236ZM238 213H239V212H238ZM247 213H248V212H247ZM261 213H262V212H261ZM191 214H192V213H191ZM220 214H221V213H220ZM220 214H219V215H220ZM248 214H249V213H248ZM180 215H181V214H180ZM222 215H223V214H222ZM222 215H221V216H222ZM225 215H226V214H225ZM225 215H224V216H225ZM230 215H231V214H230ZM244 215H246V214H244ZM249 215L251 216L252 214H249ZM255 215H256V214H255ZM183 216L185 217L184 214H183ZM186 216H187V215H186ZM187 217H188V216H187ZM217 217L220 218V216H217ZM217 217H216V218H217ZM227 217H228V216H227ZM238 217H239V215H238ZM241 217H243V216H241ZM248 217H249V216H248ZM252 217H253V216H252ZM254 217H255V216H254ZM224 218H225V217H224ZM233 218H234V215H233ZM233 218H232V219H233ZM244 218H245V216H244ZM186 219H187V218H186ZM225 219H226V218H225ZM225 219H224V220H225ZM235 219H236V218H235ZM241 219H242V218H241ZM184 220H185V219H184ZM216 220H217V219H216ZM216 220H215V221H216ZM229 220H230V219H229ZM233 220H234V219H233ZM238 220H239V219H238ZM238 220H236V221H238ZM245 220H246V219H244V221H245ZM252 220H253V219H252ZM18 221H19V220H18ZM219 221H220V220L218 219L217 222H219ZM231 221H232V220H231ZM234 221H235V220H234ZM236 221H235V222H236ZM242 221H243V220H242ZM183 222H184V224H186L185 222H187V220H186V221H183ZM183 222H182V223H183ZM213 222H214V221H213ZM222 222H223V219H222ZM222 222H221V223H222ZM224 222H227V224H230V223H231V222L228 223L227 220H225ZM232 222H233V221H232ZM235 222H234L233 225L236 224ZM238 222H240V220H239ZM248 222H249V221H248ZM250 222H251V221H250ZM16 223H17V222H16ZM189 223H190V222H189ZM219 223H220V222H219ZM261 223H262V222H261ZM19 224H20V223H19ZM187 224H188V223H187ZM227 224H226V225H227ZM242 224H243V223H242ZM242 224H241V225H242ZM251 224H252V222H251ZM254 224H255V223H254ZM256 224H257V223H256ZM209 225H210V224H209ZM213 225H214V224H213ZM219 225H220V224H218V227H219ZM237 225H238V224H237ZM245 225H246V224H245ZM247 225H248V224H247ZM262 225H264V224L262 223L261 226H262ZM185 226L187 227V225H185ZM207 226H208V225H207ZM214 226H216V225H214ZM221 226L223 227L222 224H221ZM243 226H244V225H243ZM243 226H242V227H243ZM254 226L257 227L256 225H254ZM181 227H182V226H181ZM186 227L184 228V233H185V234H187V230H188ZM190 227H191V226H190ZM202 227H203V226H202ZM209 227H210V226H209ZM218 227H217V228H218ZM227 227H229V226H227ZM232 227H233V226H232ZM234 227H236V226H234ZM258 227H259V224H258ZM258 227H257V228H258ZM182 228H183V227H182ZM182 228H181V229H182ZM204 228H205V227H204ZM223 228H224V227H223ZM230 228H231V227H230ZM230 228L228 229V230H229L228 233H229L230 231H232V230H230ZM238 228H239V227H238ZM245 228H246V227H245ZM249 228H250V226H249ZM249 228H248V229H249ZM259 228H260V227H259ZM259 228H258V229H259ZM261 228H262V227H261ZM261 228H260V229H261ZM205 229H206V228H205ZM211 229H212V228H211ZM211 229H209V230H211ZM214 229H215V227H214ZM219 229H220V228H219ZM232 229H235V228H232ZM258 229H257V230H258ZM260 229H259V233H260ZM182 230H183V229H182ZM182 230H181V231H182ZM221 230H223V229L221 228ZM226 230H227V228H226ZM236 230H237V227H236ZM240 230H242V229H240ZM245 230H246V229H245ZM251 230H252V229H251ZM253 230H254V229H253ZM262 230H263V229H261V231H262ZM188 231H189V230H188ZM192 231H193V230H192ZM203 231H205V230L203 229ZM213 231H214V230H213ZM216 231H219V230H218V229H217V230L215 229L214 232H216ZM233 231H235V230H233ZM233 231H232V234L234 233ZM248 231H250V230H248ZM189 232H190V231H189ZM189 232H188V233H189ZM219 232H220V231H219ZM223 232H224V231H223ZM223 232H220V233L222 234ZM238 232H239V231H238ZM238 232H237V233H238ZM208 233H210V231H209ZM208 233H207V235H208ZM226 233H227V232H226ZM228 233H227V234H228ZM239 233H240V232H239ZM245 233H246V232H244V234H245ZM261 233H264V231H262ZM216 234H217V233H215V234H213V235L217 236L218 234H217V235H216ZM229 234H230V233H229ZM234 234H235V233H234ZM242 234H243V233H242ZM253 234H254V232H253ZM255 234H256V232H255ZM257 234H258V233H257ZM257 234H256V235H257ZM205 235H206V234H205ZM211 235H212V234H211ZM223 235H225V233H224ZM187 236H188V235H187ZM230 236H232V235L230 234ZM237 236H238V235H237ZM246 236H247V235H245V237H246ZM209 237H210V236H209ZM223 237H224V236H223ZM245 237H241V236H240V239H238V242H237V241L234 242V243H238V246L236 245L237 247H240V246L243 244V241L246 240V239L244 240ZM247 237H248V236H247ZM258 237H259V235H258ZM187 238H188V237H187ZM221 238H222V235H221ZM237 238H238V237H237ZM259 238H260V237H259ZM259 238H258V239H259ZM190 239H192V238H190ZM214 239H216V238L214 237ZM214 239H212V240L214 241ZM217 239H219V238H217ZM226 239H227V238H226ZM228 239H229V238H228ZM251 239H253V238H251ZM256 239H257V238H256ZM187 240L189 241V239H187ZM207 240H209V238H208ZM232 240H233V239H232ZM260 240H261V239H260ZM263 240H264V239H263ZM188 241H186V242L184 241L185 243L183 242L184 245H183L182 247H184L185 249H188V248H187ZM217 241H218V240H217ZM219 241L224 242L223 240H220V239H219ZM225 241H226V240H225ZM247 241H248V240H247ZM247 241H246V242H247ZM257 241H258V240H257ZM210 242H212V241L210 240ZM228 242H229V240H228ZM228 242H224V244L226 245V243H228ZM232 242H233V241H232ZM246 242H245V243H246ZM251 242H252V240H251ZM183 243H181V244H183ZM205 243L207 244V243H209V241H208V242H205ZM213 243H214V242H213ZM217 243H218V242H217ZM219 243H220V242H219ZM234 243H233V244H234ZM253 243H254V241L252 242V244H253ZM257 243H258V242H257ZM189 244H190V243H189ZM210 244H211V243H210ZM210 244H208V245H210ZM215 244H216V243H215ZM231 244H232V243L229 242L228 245H226V246H227V247H232ZM248 244H250L249 241H248ZM258 244H259V243H258ZM211 245H212V244H211ZM221 245H222V244H221ZM230 245H231V246H230ZM234 245H235V244H234ZM250 245H251V244H250ZM206 246H207V245H206ZM222 246H224V245H222ZM242 246H243V245H242ZM253 246H256V245L253 244ZM262 246H264V245H262ZM208 247H209V246H208ZM224 247H225V246H224ZM246 247H248V246H247V243H246ZM250 247H252V246H250ZM250 247H249V248H250ZM257 247H258V246H256V248H257ZM184 248H183V250H184ZM212 248H213V247H212ZM219 248H220V247H219ZM233 248H234V247H233ZM233 248H232V249H233ZM244 248H245V247H244ZM252 248H253V247H252ZM258 248H260V247H258ZM221 249H222V248H221ZM226 249H228V248H226ZM245 249H246V248H245ZM260 249H261V248H260ZM260 249H259V250H260ZM211 250H212V249H211ZM224 250H225V249H224ZM230 250H231V249H229V250H227V251H230ZM240 250H241V249H240ZM249 250H251V249H249ZM254 250H256V249H254ZM175 251H177V253L179 252V250H175ZM175 251H174V252H175ZM212 251H213V250H212ZM220 251H221V250H220ZM227 251H226V252H227ZM243 251H244V250H243ZM246 251H247V250H246ZM183 252H184V251H183ZM218 252H219V251H218ZM244 252H245V251H244ZM261 252H262V250H261ZM175 253H176V252H175ZM220 253H222V255H223L224 252H220ZM233 253H234V252H233ZM249 253H250V252H248V254H249ZM251 253H252V252H251ZM259 253H260V252H259ZM180 254H181V253H180ZM203 254H204V253H203ZM207 254H209V253H207ZM213 254H214V251H213V253H211V255L213 256ZM231 254H232V251H231ZM242 254H243V253H242ZM255 254H257V252H255ZM255 254H253V255H255ZM263 254H264V253H263ZM189 255H190V254H189ZM217 255H218V254L214 255L213 257L210 256V258L212 257V258L210 259L211 261L208 260L205 264H228V262H231V261H232V258H233L232 255H231L232 258H229L230 255H228V258H229V261H228V259H224L223 256L220 257L221 255H220V256H217ZM240 255H241V254H240ZM246 255H247V253H246ZM251 255H252V254H251ZM190 256H192V255H190ZM204 256L207 257L206 255H204ZM234 256H235V255H234ZM243 256H245V255H243ZM256 256H257V255H256ZM259 256H260V254H259ZM259 256H258V257H259ZM174 257H176V255H175ZM186 257H188V255H187ZM225 257H226V256H225ZM248 257H249V256H248ZM171 258H172V257H171ZM189 258H190V257H189ZM192 258H193V257H192ZM201 258H202V257H201ZM208 258H209V257H208ZM236 258H237V257H236ZM242 258H243V257H242ZM244 258H245V257H244ZM244 258H243V259H244ZM260 258H261V257H260ZM262 258H264V257H262ZM162 259H163V258H162ZM162 259H161V260H162ZM185 259H186V258H185ZM202 259H203V258H202ZM206 259H207V258H206ZM234 259H235V257L233 258V261H234ZM240 259H241V258H240ZM252 259H253V257H252ZM256 259H257V260H256ZM164 260H166V259H164ZM183 260H184V259H183V256L180 257V256L177 254V257L174 258L173 261H174L175 264H185L186 260H185L184 262H183ZM199 260H200V259H199ZM230 260H231V261H230ZM244 260H245V259H244ZM263 260H264V259H263ZM187 261H188V259H187ZM191 261H192V260H191ZM193 261H194V260H193ZM193 261H192V262H193ZM196 261H197V260H196ZM196 261H194V262L196 263ZM204 261H205V260H204ZM204 261H203V262H204ZM209 261H210V262H209ZM242 261H243V260H242ZM250 261H251V260H250ZM250 261H249V262H250ZM256 261H259L257 257L255 258V262H256ZM261 261H262V260H261ZM168 262H169V261H168ZM171 262H172V261H171ZM208 262H209V263H208ZM222 262H223V263H222ZM234 262H236V261H234ZM243 262H244V261H243ZM243 262H242V263H243ZM245 262H246V261H245ZM195 263H194V264H195ZM198 263H199V262H198ZM236 263H237V262H236ZM238 263H239V262H238ZM238 263H237V264H238ZM242 263H241V264H242ZM251 263H252V261H251ZM258 263H259V262H258ZM260 263H261V262H260ZM260 263H259V264H260ZM30 264H46V263H45L44 261H40L38 257H37V258L35 257V258L32 259V261H31ZM171 264H172V263H171ZM188 264H189V263H188ZM190 264H191V263H190ZM200 264H201V262H200ZM244 264H245V263H244ZM246 264H247V263H246ZM254 264H257V262L254 263ZM261 264H263V263H261Z\"/></svg>",
	"mask_w": 264,
	"mask_h": 264
}]
</instances>
